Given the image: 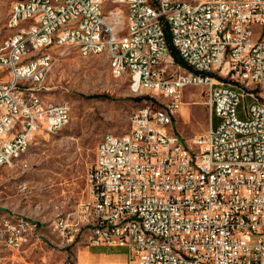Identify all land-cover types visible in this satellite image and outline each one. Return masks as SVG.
I'll return each mask as SVG.
<instances>
[{"label": "built area", "instance_id": "obj_1", "mask_svg": "<svg viewBox=\"0 0 264 264\" xmlns=\"http://www.w3.org/2000/svg\"><path fill=\"white\" fill-rule=\"evenodd\" d=\"M7 25L0 165L29 167L36 137L71 120L69 101L55 108L44 94L52 45L106 54L115 77L149 95L127 131L102 135L90 197L54 218L62 244L126 246L129 264H264V0H15ZM192 85L216 123L187 142L173 123ZM42 234L0 216L11 249Z\"/></svg>", "mask_w": 264, "mask_h": 264}, {"label": "rangeland", "instance_id": "obj_2", "mask_svg": "<svg viewBox=\"0 0 264 264\" xmlns=\"http://www.w3.org/2000/svg\"><path fill=\"white\" fill-rule=\"evenodd\" d=\"M14 1L0 0V40L12 31L7 23ZM49 48L54 64L44 94L54 101H69L71 120L57 133L42 132L36 137L28 153L29 167L0 165V209L37 221L43 233L17 250L0 243V264H84L82 255L92 245L85 237L70 246L62 244L54 218L61 209L71 210L90 197L87 172L102 135L127 131L130 115L149 97L135 94L126 76L115 77L106 54L84 57L74 45ZM182 99L173 128L190 142L215 120L201 86H187ZM163 100L156 97L154 101L162 104ZM108 256V264H119L114 254Z\"/></svg>", "mask_w": 264, "mask_h": 264}, {"label": "crops", "instance_id": "obj_3", "mask_svg": "<svg viewBox=\"0 0 264 264\" xmlns=\"http://www.w3.org/2000/svg\"><path fill=\"white\" fill-rule=\"evenodd\" d=\"M110 253L114 254V258L119 264H129L130 250L128 247L120 245H92L82 255V259L84 264H108Z\"/></svg>", "mask_w": 264, "mask_h": 264}, {"label": "bare ground", "instance_id": "obj_4", "mask_svg": "<svg viewBox=\"0 0 264 264\" xmlns=\"http://www.w3.org/2000/svg\"><path fill=\"white\" fill-rule=\"evenodd\" d=\"M41 91L42 89H33V96H42ZM55 108H62V101H55ZM139 114H140V107H138L132 112V115H139ZM21 215L23 214L17 213V215H15L13 211H8V210L6 211L0 209V216L4 223H10L12 225H16L18 226V228L33 226V221H34L33 219L29 218L28 216L23 217Z\"/></svg>", "mask_w": 264, "mask_h": 264}, {"label": "trees", "instance_id": "obj_5", "mask_svg": "<svg viewBox=\"0 0 264 264\" xmlns=\"http://www.w3.org/2000/svg\"><path fill=\"white\" fill-rule=\"evenodd\" d=\"M168 40H169V44H170V50H171V53H172L173 56H174L175 61H176L177 63H183V61H182V59L180 58V56H179L177 50L173 47V44H172V42H171V37H170L169 32H168ZM214 120H215L214 123H216V119H215V117H214Z\"/></svg>", "mask_w": 264, "mask_h": 264}]
</instances>
